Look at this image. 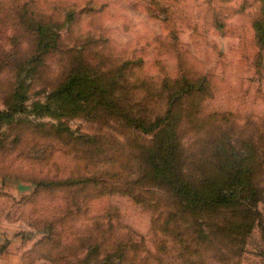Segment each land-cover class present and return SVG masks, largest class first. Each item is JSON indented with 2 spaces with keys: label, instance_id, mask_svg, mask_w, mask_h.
Listing matches in <instances>:
<instances>
[{
  "label": "rangeland",
  "instance_id": "374dc122",
  "mask_svg": "<svg viewBox=\"0 0 264 264\" xmlns=\"http://www.w3.org/2000/svg\"><path fill=\"white\" fill-rule=\"evenodd\" d=\"M259 5L0 0V215L20 264H264ZM143 176L233 177L237 212L199 227L164 187L149 206L115 188Z\"/></svg>",
  "mask_w": 264,
  "mask_h": 264
},
{
  "label": "trees",
  "instance_id": "16d2710c",
  "mask_svg": "<svg viewBox=\"0 0 264 264\" xmlns=\"http://www.w3.org/2000/svg\"><path fill=\"white\" fill-rule=\"evenodd\" d=\"M260 3L259 5V13L257 17L254 18L252 21V27L255 30L258 38L264 42V0H258ZM74 80L70 79L69 82H66L64 86H62L60 89L55 91L54 93L56 95L61 94L65 90H69L72 87V83ZM163 120H157L154 123L153 127H156L158 124L161 123ZM163 124V123H161ZM165 126V125H164ZM167 126V125H166ZM144 131V130H143ZM156 150H158V146L156 147ZM145 162V160H143ZM153 165H151L152 168ZM155 175L158 172V165H154ZM158 175H161L162 173H157ZM157 176V175H156ZM159 177V176H158ZM227 179L221 180L217 184H210L206 183L205 185H202L198 181L196 183H191L183 178L178 177H167V176H160L159 178H149L147 176L143 177H136L132 180H129L128 182L126 180H117L118 183H116L115 188L118 191H127L128 195L135 201L140 203L141 205L148 204L151 205L153 202H155L158 198V195L156 192V189H161L164 187V190L167 192H163L164 195L168 198H171L173 200L174 205L177 207V212L182 213L184 215H187L190 217V219L193 220L194 226H199L201 221H199V215L206 213L207 210H209L210 207L212 208H225L229 207V214H236L237 210L235 211L234 205H239L236 200L234 183L236 180L233 177H226ZM159 179V180H158ZM144 181L145 183H148L147 187H141V188H135L133 187L135 184L141 183ZM197 183L200 186H197ZM156 188V189H155ZM125 189V190H124ZM116 190V191H117ZM136 198V199H135ZM240 212V211H238ZM244 213V214H243ZM241 211L239 213V218H244L246 216H249V212H246L245 210ZM159 217H154L152 219L151 223V229H158L161 231L162 226L158 223ZM195 219V220H194ZM174 221L172 215L168 217L166 220L168 221ZM162 225V223H161ZM172 225V224H170ZM165 226V225H164ZM164 230L162 232H171V228H169V225L164 227ZM228 231V230H227ZM207 238L206 236H204ZM181 253H184L186 255H190L187 253L186 248H181ZM180 254H177V257H180ZM120 254V251H119ZM121 255V254H120ZM199 259V255H196ZM108 258H104V261H107ZM121 259H118L117 263L113 264H121ZM192 261L188 262L191 264Z\"/></svg>",
  "mask_w": 264,
  "mask_h": 264
},
{
  "label": "crops",
  "instance_id": "0c3cea01",
  "mask_svg": "<svg viewBox=\"0 0 264 264\" xmlns=\"http://www.w3.org/2000/svg\"><path fill=\"white\" fill-rule=\"evenodd\" d=\"M2 204V203H1ZM3 207L0 205V210ZM7 239V240H6ZM0 264H20V253L15 251L4 232V220L0 215Z\"/></svg>",
  "mask_w": 264,
  "mask_h": 264
}]
</instances>
